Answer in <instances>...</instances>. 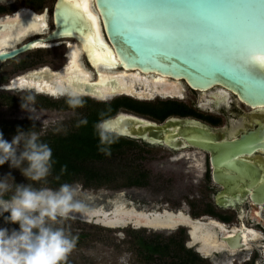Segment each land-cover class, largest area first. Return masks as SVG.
I'll list each match as a JSON object with an SVG mask.
<instances>
[{"label":"water","instance_id":"95a60500","mask_svg":"<svg viewBox=\"0 0 264 264\" xmlns=\"http://www.w3.org/2000/svg\"><path fill=\"white\" fill-rule=\"evenodd\" d=\"M105 2L174 4L194 9L193 12L183 16L165 13L159 14V18L135 12L106 14L105 8L101 7V0H94L106 40L115 52L120 68L130 69L131 72L135 69L142 72H156L171 78L184 79L192 89L207 91L210 97L214 96L216 99L213 101L214 98H205L206 102H200V106L211 107V103H214L213 106L218 108L219 101L231 96V91L251 106H264V71H260L252 64L241 68L238 62L233 61L235 53L239 50L241 38L250 28H254L257 35L264 38V0H105ZM72 3L57 0L53 12L54 28L48 29L45 36L30 40L20 47L0 50V64L33 48L40 40L79 38L86 44L85 37L90 30L94 34V28H90L88 22L80 17L77 10L72 7ZM28 15L19 19L13 17L0 20L1 46L6 45L5 42L11 34L18 33L26 26L23 18ZM117 15L120 17L119 29L115 24ZM174 26L192 29L196 33L195 38L174 47L163 44L146 47L143 41L128 38L131 31L139 29L143 30L149 39L163 41L167 39V29ZM194 46L196 50H206L208 53L206 52L201 58H193L191 50ZM121 47L136 50L135 60H127V66L122 62L127 58L120 55ZM181 47L185 49L183 52L179 50ZM219 52H223V56L216 55ZM251 53L252 51H246L243 55L248 56ZM66 67L68 68L65 70L64 78L67 88L70 86L81 92L83 96L102 101L111 100L116 96H129L124 93L129 86L119 76H108L101 80L98 79V72L95 71L91 78L86 79L83 72L69 68L68 62L60 71ZM40 71H30L26 76L38 78ZM108 119L123 133L121 136L143 140L153 145H167L175 149L189 144L211 150L215 181L229 194L236 192L244 194L251 190L252 200L255 203H264V182H259L254 177H250L247 182L243 178L246 174H258L257 168L237 157L242 152L251 151L252 147L264 146V142L261 145L257 142L259 133L251 134L240 141H216L212 130L195 119L171 116L164 122H157L131 111H120ZM223 167L235 171L234 175L237 177L225 173ZM103 206L105 205L84 206L82 210L74 212L72 218L110 228H122L126 223L134 220L150 225L159 221L157 213L151 211L142 213L133 206L121 211L120 217H116V212L113 210H100L104 208ZM176 219L182 220L183 216H176ZM184 219L186 223L195 226L192 218ZM189 233L193 238L191 230ZM229 236L235 237V241L230 243L232 247H247L240 232L234 235H222V238ZM197 250L200 252L199 249Z\"/></svg>","mask_w":264,"mask_h":264},{"label":"rangeland","instance_id":"374dc122","mask_svg":"<svg viewBox=\"0 0 264 264\" xmlns=\"http://www.w3.org/2000/svg\"><path fill=\"white\" fill-rule=\"evenodd\" d=\"M12 1L14 5L11 8L32 2L38 10L49 6L50 13L55 2V0ZM65 50V46L35 49L2 64L0 131L9 142L17 134L18 128L27 132L33 125L35 128L31 130L40 133V139L67 135L78 129L77 125L80 120L87 119L97 108H106L119 98L116 97L107 102L92 99L88 102L84 101L82 107L73 109L66 103V96L54 97L30 89L5 88L12 77L26 70L41 66H50L54 69L61 67L65 63ZM198 96L197 91L188 89L186 98L179 102L186 103L194 109L193 102ZM28 97L32 99L28 100ZM23 100L31 112L22 107ZM166 100L168 99L155 98L151 102L158 103ZM166 107L167 105L163 104L157 106L159 110H164ZM122 110L131 109L120 106L116 113ZM154 119L159 122L163 121L162 118ZM133 141V144L125 146L124 153L114 155V157L108 156L104 161L88 163L90 168L102 170L100 176L94 179L86 176L64 177L60 175V179L57 180L55 177L58 174L52 171L46 180L29 181L20 169L10 168L7 162L0 165V178L11 173L16 183L25 185L30 183L35 188L46 187L53 190L58 189L63 183L72 184L78 186L75 199L83 204L89 203L90 206L103 204L111 207L113 200L123 196L139 207L147 208L161 204L176 210L186 203L196 217L208 211H214L216 208L213 199L215 190L211 188L208 181H203L202 177H199L202 173L194 167L189 168L184 159L174 160L177 154L165 146L146 145L137 139ZM143 174H147V177H143ZM140 178L147 181V184H134ZM8 181L13 183L11 177ZM88 195L93 199L89 200ZM55 226L63 227L66 233L77 237L76 246L68 254L64 264H118L124 259L128 264H214L213 256L220 255L214 254L207 257L197 252L195 247L189 245L190 238L187 228L184 227L173 230L136 228L134 225L110 228L74 218ZM0 227H8L10 230L18 229L11 223L6 224L2 217H0ZM141 238L146 242H160L162 245L169 246V249L164 254L150 253L142 245ZM255 250L260 249L255 246ZM256 257L259 259L258 252Z\"/></svg>","mask_w":264,"mask_h":264},{"label":"clouds","instance_id":"9594fccd","mask_svg":"<svg viewBox=\"0 0 264 264\" xmlns=\"http://www.w3.org/2000/svg\"><path fill=\"white\" fill-rule=\"evenodd\" d=\"M8 3L9 0H0L2 5L7 6ZM95 53L103 63V53ZM71 59H76L75 55ZM248 60L260 71H264V53L252 52L248 55ZM65 95L69 107L76 109L83 106V94L78 90L69 86ZM31 99L28 97V100ZM22 107L31 112L25 101ZM100 116L101 119L94 126L99 139L98 151L110 156V146L123 133L113 126L110 119L103 118L104 113ZM84 124H87L86 118L80 120L77 126ZM34 128L35 125L31 129ZM31 129L25 132L18 128L10 142L0 131V165L7 162L10 168L20 169L29 181L39 182L51 175L56 161L51 147L41 141L40 133ZM66 171L67 166H62L60 175ZM60 175L55 178L59 180ZM9 177L13 183H9ZM77 192L78 186L68 183L53 190L46 187L35 188L30 183H16L11 173L0 178V217L6 224L19 225L18 229L11 230L0 227V264H64L68 254L76 246L77 237L55 225L71 219L74 212L84 208L75 199ZM261 256H264V251Z\"/></svg>","mask_w":264,"mask_h":264},{"label":"bare ground","instance_id":"6f19581e","mask_svg":"<svg viewBox=\"0 0 264 264\" xmlns=\"http://www.w3.org/2000/svg\"><path fill=\"white\" fill-rule=\"evenodd\" d=\"M72 2L81 6L86 5L87 11L95 17V26L93 27L94 34L92 35V39L96 41L97 44L102 42L103 44L107 45V48L111 51L113 57L115 58V64L106 62L101 63L95 58H90L89 50L94 53H103V50L97 47L96 44H93L89 49V47L86 46V44L83 43V41L79 38H74L75 40H40L34 44L35 48H48L60 46L63 43H66L68 45L67 55L69 68L72 67L77 71L83 72L86 79L91 78L92 74L95 71L98 72V79L101 80L108 76H119L122 78V80L126 81L127 85L129 86V89L124 93H127L131 96H135L141 99H154L156 97H186V92L188 89H191V87L184 79L171 78L156 72H142L138 69H135L133 70L134 72H131L130 69L128 70L126 68H120L118 65L119 61L116 57V54L111 46L108 45V42L106 40V36L103 32L102 23L100 20V15L94 5V0H72ZM26 14H29L28 16L23 18L26 26L18 33L11 34L8 40L5 42L6 45H0V50H2V47H15L28 35L46 32L48 29H50L49 8L39 12L34 10L32 7L23 6V11L18 14V19ZM73 55H75L76 59H71ZM86 60H89V63H87ZM67 68L68 67L64 68V70L62 71H55L47 66L40 71L41 73L38 78H33L32 76L26 75L18 76L15 77L10 85H7V87L13 89L30 88L54 96L65 95L66 91L68 90L64 78L66 72L65 70ZM262 109H264V106L262 107ZM204 156L205 153L200 150L192 151L186 149L182 151V153L177 154V156L174 157V160L185 157L189 162L192 163V165H195L200 170H202ZM87 197L89 200L93 199V197L89 195ZM88 204L89 203L83 205L88 207L90 206ZM131 206L142 213L150 211L157 213L159 221L154 222V224L150 225L146 223H140V221L138 220H134L130 223H126L124 227L127 225H134L136 227H150L157 230H173L177 229V227H179L180 225L188 226L193 235V238H191L189 242L190 245H197V248L200 250V252L206 256H213L216 253L220 254V256H213L212 261L214 264H235L237 261L244 262L248 260L249 255L251 254L255 246L258 245L261 250L264 246V241H261L262 239H264V232L256 229L253 225H248L244 219L239 225H228L220 222L217 218L210 215H203L202 217L194 218L191 216L189 208L186 204H184V206L179 210L170 209L166 205L161 204H156L152 207L147 208L139 207L132 201L126 200L123 196H121L113 200L111 207L107 208L106 206H103L104 208H100V210H113L116 212L115 216L120 217L122 213L121 211L130 209ZM179 215L183 216L182 220L176 219V216ZM243 215L244 213H242V217ZM184 218H192L194 220L195 226H191L190 224L186 223ZM241 228L244 230L243 240L247 244L246 248L232 247L230 243H233L235 241V237L229 236L225 239L222 238V235H234L237 230ZM225 231L226 233L223 234L222 232ZM122 261L125 264H128L125 262V259Z\"/></svg>","mask_w":264,"mask_h":264},{"label":"flooded vegetation","instance_id":"af4514ba","mask_svg":"<svg viewBox=\"0 0 264 264\" xmlns=\"http://www.w3.org/2000/svg\"><path fill=\"white\" fill-rule=\"evenodd\" d=\"M56 2H57V0H55L53 7H52L53 10L51 9L52 11L49 15L50 16V29L49 30H52L54 28L53 12H54V7H55ZM12 5H14V1H12V0H9V3L7 6L0 4V20H6L9 18H13V17L17 18L18 14L23 11V6L32 7L34 10L39 11V12L49 8V6H45L41 10H38L35 7L34 3H32V2L19 4L15 8H11ZM21 17H24V16H21ZM45 35H46V32H45V34L43 32H41V33L28 35L22 42L18 43L15 47H10V48L4 47L5 49L2 47V50H11L13 48L20 47L21 45L27 43L30 40L36 39L37 37H43ZM66 40H75V39L74 38H67ZM60 46H65V49H66L65 53H64L65 63L57 69H54V68L48 66L49 68H51L52 70H55V71L60 70L68 62V55H67L68 45L66 43H63ZM60 46H54V47H48V48H40V47L35 48V47H33V48L15 56L14 58H17L18 56H21L24 53L31 51V50L51 49V48L60 47ZM14 58L8 59L6 61L12 60ZM6 61H4L0 64V72L2 70L1 69L2 64L5 63ZM86 61H87V63H89V60H86ZM44 67H47V66H41V67L26 70L25 72H22L16 76L12 77L7 85H10V83L12 82V80L15 77L26 75L30 71L42 70ZM7 85L5 87L6 89H13V88H8ZM21 90H24V89H21ZM30 90H34L35 92L41 93V94H47V93L39 92L35 89H30ZM191 90L197 91L199 94L197 100L195 102H193V106L195 107L194 109L190 108L188 106V104H186V103L179 102V100H181V99L184 100L186 97L185 98L156 97V98H161L164 100L168 99L166 101H162V102H158V103L151 102L155 98L154 99H139L138 97L130 96V95L129 96H126V95L123 96L122 95L123 96L122 98H129V99H132L135 101L146 102V103H149L155 107H157L163 103L177 102L180 105H182V107H183L182 112L170 114L166 118H164L163 121H161V122H164L168 117H171V116H178V117L185 118V119H189V118L195 119V120L199 121L200 123L207 125L212 130L213 135H215V137H216V141H224V140H231V141L232 140H238V141H240L242 138H244V137L246 138L247 136H249L251 134H254V133L258 134L259 133L260 136L257 139V142H259L260 145L264 142V109H262L263 106H256V107L251 106L248 103L242 101L238 97L237 94H235L231 91L232 94H231V96H228L227 99L220 100L218 98L220 100L219 101L220 104H219L218 108L213 106L214 103H211V105H212V106L210 105L211 107H204V106H200L199 103L200 102L201 103L206 102L205 98L212 99V98H214V96L210 97V95L207 94V91H204V90H195L192 88H191ZM47 95L54 96L51 94H47ZM64 96H66V95L54 96V97H64ZM116 97L120 98V96H116ZM116 97H114V98H116ZM82 98L86 102L91 101L92 99L96 100V101H102V100H98V99H95V98H92L89 96H82ZM114 98H112L111 100H113ZM214 100H216V99L214 98L213 101ZM107 101H109V100H107ZM107 101H102V102H107ZM97 109H103V108H97ZM129 109H131V108H129ZM132 110L133 109H131L129 111L137 113L139 115H143L145 117H148L152 120L157 121L154 118H158V117H156L154 115L142 113V112H139L136 110L132 111ZM122 111H128V110H122ZM116 114L109 116V117H106L105 119L113 117ZM149 115H151L152 117H150ZM157 122H159V121H157ZM222 122H224V123L222 124ZM71 133H73V132H71ZM52 137H54V136H52ZM121 137H125V136H121ZM45 138H47V137H45ZM127 138H129V137H127ZM43 139H41V140H43ZM129 139L133 140V138H129ZM137 140H139V139H137ZM141 141H143V140H141ZM143 142L146 145H153V144H149L145 141H143ZM155 145H158V144H155ZM158 146H165V145H158ZM165 147L169 148L170 150H172L176 154H180V153H182V151H184L186 149H189L192 151L193 150H200V151L205 153L202 170H200L197 166L192 165V163L189 162L185 157L180 158V159L186 160L187 166L189 168L194 167L198 172L202 173V175H199V177H202L203 181H208L211 185V188L215 190L214 195H213V199H214V204H215L216 208L214 209V211L213 212L208 211L207 213H204V214L196 217L191 213V210L189 209V212H190L192 217L198 218V217H202L203 215H210V216L217 218L220 222H222L224 224H228V225H239L241 223V221L244 219L248 225H253V226H255L256 229H259L262 232H264V203H257V202L255 203L251 198V192H252L251 190L248 191L247 193L244 192V194L242 192H236L234 194L227 193L225 191V188L222 185L218 184L214 179L215 166L213 165V162H212V155H213L212 153L213 152L211 150L204 149V148L197 147V146H193V145H189V144H187L186 146H183L181 148H178V149L172 148L171 146H167V145ZM237 157L244 162L251 163L252 165H254L255 168H257L258 174H252V175L246 174L245 176H243L245 181L249 182V180H250L249 178L254 177L259 182H264V146L252 147L251 151L242 152ZM223 169H224L223 171L225 173H228V175H231V174L234 175L235 174V171H233L231 169H228L226 167H223ZM251 171L253 172V169ZM234 176L237 177V175H234ZM196 180L197 179H195L194 181H196ZM184 204H186V203H184ZM184 204H183V206H184ZM181 208H179V209H181ZM179 209H176V210H179ZM242 213H244L243 217H242ZM180 227L187 228L188 236L191 240V236L189 233L190 228L188 226H185V225H180L179 227H177V229H179ZM136 228H146L147 229L150 227H136ZM150 229H152V228H150ZM239 232H240L241 237L243 239L244 230L242 228L238 229L236 233L238 234ZM190 240H189V242H190ZM261 241H264V239H262ZM189 245H190V243H189ZM191 246L195 247L196 251L199 252L197 250L198 249L197 245H191ZM257 247H259V246L257 245ZM263 248H264V246H263ZM167 251L168 250H165V252H167ZM256 251L257 250H255V248H254L253 251L251 252V254L249 255L248 260H246L244 262L237 261L235 264H249V263L258 264V262L260 264H264V258H263V256H261V252L263 251V249L262 250L260 249L259 251H257L258 255H259V259H257V257H256V253H257ZM149 252L153 253L151 251H149ZM157 254H162V253H157ZM216 254H219V253H216ZM207 257H210V256H207ZM121 262H123V261H121Z\"/></svg>","mask_w":264,"mask_h":264},{"label":"trees","instance_id":"16d2710c","mask_svg":"<svg viewBox=\"0 0 264 264\" xmlns=\"http://www.w3.org/2000/svg\"><path fill=\"white\" fill-rule=\"evenodd\" d=\"M163 105H167V107L164 110H159L157 107L146 102L135 101L129 98H118L106 108L95 110L90 117L86 119L87 124L80 125L75 132L63 136L44 138L41 141L47 143L51 147L53 159L56 161L52 171L60 175L61 167L66 165L67 171L61 176H86L90 179L100 176L102 170L90 168V166L87 165L90 162L104 161L108 157L98 151L99 139L94 130V126L98 120L101 119L100 114L104 113L103 118H106L116 113L120 106H126L133 110L164 119L170 114L181 113L183 109L182 105L177 102L163 103ZM133 143L134 141L132 139L119 136L117 141L110 146V156L114 157V155L124 153L125 146ZM143 177H147V174H143ZM134 184L145 185L147 181L140 178L137 179ZM8 214L9 213H5V215ZM13 225L19 228L18 224ZM141 243L153 253L164 254L165 250L169 248V246L162 245L160 242H146L142 238Z\"/></svg>","mask_w":264,"mask_h":264},{"label":"snow or ice","instance_id":"6c2138e0","mask_svg":"<svg viewBox=\"0 0 264 264\" xmlns=\"http://www.w3.org/2000/svg\"><path fill=\"white\" fill-rule=\"evenodd\" d=\"M66 2L71 3L72 0H66ZM72 7L77 10L80 17L85 19L90 28L95 26V17L91 15L90 12L87 11V6H81L75 3H72ZM101 7L105 8L106 14L113 13H128L135 12L143 15L153 16L154 18H159V14H172L176 16H183L187 13L193 12L194 9L182 6V5H174V4H153V3H140V4H109L106 3L105 0H101ZM115 24L119 29L120 26V17L117 15L115 17ZM92 31L90 30L86 39V46L91 48L93 44H96L97 47L103 50V62L115 64V58L113 57L111 51L107 48V45L102 42L96 43L92 39ZM98 35V33H97ZM196 36V33L192 29L182 28L180 26L169 27L167 29V39H149L143 30H135L131 31L128 35L130 40H140L143 41L146 47H151L155 45H168L170 47L182 45L190 40H193ZM183 52L185 49L181 47L179 49ZM252 51V52H264V38L257 35L254 28H250L241 38L239 50L235 53L233 57L234 62H238L237 64L244 68L249 63L248 56H244L243 52ZM120 55L122 57H126V60L122 62L127 66V60H135L136 58V50L134 48H123L119 49ZM207 51H199L196 50L195 46L191 50V57L193 58H201ZM101 53V52H100ZM208 53V52H207ZM216 55L223 56V52H219ZM89 57L95 58L100 61L96 53L89 50Z\"/></svg>","mask_w":264,"mask_h":264}]
</instances>
